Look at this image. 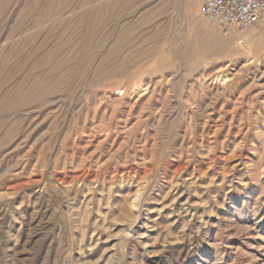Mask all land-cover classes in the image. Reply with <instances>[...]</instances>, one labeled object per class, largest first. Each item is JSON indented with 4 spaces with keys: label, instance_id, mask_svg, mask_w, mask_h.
Returning a JSON list of instances; mask_svg holds the SVG:
<instances>
[{
    "label": "rangeland",
    "instance_id": "obj_1",
    "mask_svg": "<svg viewBox=\"0 0 264 264\" xmlns=\"http://www.w3.org/2000/svg\"><path fill=\"white\" fill-rule=\"evenodd\" d=\"M197 1L63 0L86 42L37 70L60 0L0 3V109L83 56L48 108L4 118L0 264H264V20L224 32Z\"/></svg>",
    "mask_w": 264,
    "mask_h": 264
},
{
    "label": "bare ground",
    "instance_id": "obj_2",
    "mask_svg": "<svg viewBox=\"0 0 264 264\" xmlns=\"http://www.w3.org/2000/svg\"><path fill=\"white\" fill-rule=\"evenodd\" d=\"M3 1L4 0H0V3H2ZM62 1L63 0H60V4H59L58 8L55 9V14L54 15H55V17L58 18L55 23H56V25L58 27L62 28L61 33H62L63 38H65V39L62 38L61 43H58L55 46L54 50L52 49L53 51L51 53L49 51L48 52L49 54H47V53L43 54L41 56L40 60H38L37 62L32 63L33 64L32 68H31L32 70H37L39 68L41 69L50 60L53 61L55 58H57L59 53H61V51L63 50V48L67 44H69L70 41L73 40L75 30L82 28L81 29L82 37H81L80 41L78 42V46L83 47L85 42H86L85 41V33L84 32L87 31V26L84 24V21H83L82 17H79L77 19L78 20L76 22L77 24L74 23V25H72V26H70V24H67L66 20H65V18H66L65 14H66L67 10L65 9V5H64V3H62ZM51 11H52V9L48 8V9L44 10V13L49 15V14H51ZM41 25H42V23H41ZM14 34H16V33H14ZM29 35H30V33L28 31H26V32H24L22 34V40H23L24 43L30 41L31 38H30ZM71 35H72V37H71ZM8 38L11 39V37H7L5 39V41H8ZM42 44H44V43L42 42ZM26 46H27V44H26ZM0 47H1V45H0ZM75 50H76L75 46L70 48L69 51L66 53V55L64 57L59 58L55 62H53L54 64L48 70V73H50L54 77L52 85L49 88L40 89V85L41 84L43 85L44 82H45V79L43 77L36 76V77L33 78V82L32 83L30 82V84H28L29 81L27 82V80H28L29 76H27V78L24 79L22 86L20 84L15 85L12 88L11 92L7 93V95L4 98L5 105H3L1 103L2 106H1V109H0V147L9 145L11 143L12 139H13V137H12L13 136V134H12L13 133V131H12L13 130L12 129L13 125L11 123H9V121L4 120V118L6 116L9 117L11 115V113L15 112L14 110H17L19 108H23L24 110H26V109L31 108L32 105L36 106L34 108V111L36 110L37 112L39 111V113H41V109H43L45 107V105H46L45 104V98L51 93H53V94L56 93L58 91V89L60 87H62L64 85V83L67 82L70 72L72 70H74L78 66V64L82 61V58H83L82 54L81 53H75ZM12 52L16 53L17 50L12 49ZM46 71H47V69H46ZM31 72H33V71H31ZM222 79H224V78H222ZM23 88H24V99H23L22 103L21 104H17V105L12 103L11 101L14 98V96L17 95L19 92H22ZM48 107H49V105H48ZM31 111L28 110L27 114L30 115ZM28 118H30V117H28Z\"/></svg>",
    "mask_w": 264,
    "mask_h": 264
},
{
    "label": "built area",
    "instance_id": "obj_3",
    "mask_svg": "<svg viewBox=\"0 0 264 264\" xmlns=\"http://www.w3.org/2000/svg\"><path fill=\"white\" fill-rule=\"evenodd\" d=\"M201 15L221 31L242 32L264 20V0H202Z\"/></svg>",
    "mask_w": 264,
    "mask_h": 264
}]
</instances>
